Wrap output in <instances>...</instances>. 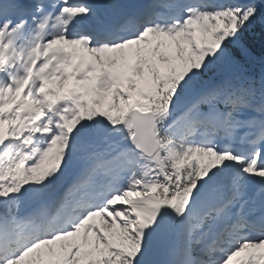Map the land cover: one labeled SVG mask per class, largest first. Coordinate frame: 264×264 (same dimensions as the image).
I'll return each instance as SVG.
<instances>
[{"label": "snow or ice", "instance_id": "obj_1", "mask_svg": "<svg viewBox=\"0 0 264 264\" xmlns=\"http://www.w3.org/2000/svg\"><path fill=\"white\" fill-rule=\"evenodd\" d=\"M0 264H264V0H0Z\"/></svg>", "mask_w": 264, "mask_h": 264}]
</instances>
